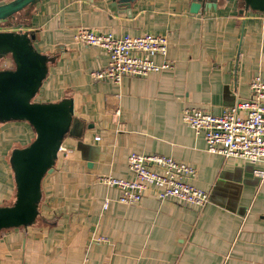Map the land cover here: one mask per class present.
<instances>
[{"label": "crops", "instance_id": "1", "mask_svg": "<svg viewBox=\"0 0 264 264\" xmlns=\"http://www.w3.org/2000/svg\"><path fill=\"white\" fill-rule=\"evenodd\" d=\"M190 3L135 0L127 15L110 0H39L16 21H0V32H34L45 60L30 103L66 101L74 123L41 177L33 220L0 229V264H264V178L254 172L262 166L208 152L181 119L186 107L219 115L249 97L251 79L264 77V12L243 0H205L194 13ZM81 27L166 36L173 67L120 84L93 80L108 55L73 40ZM7 70L14 63L4 49L0 72ZM35 138L28 120L0 119V207L16 201L14 150ZM130 152L192 166L189 182L208 202L159 200L150 186L137 204L118 203V191L96 178H133Z\"/></svg>", "mask_w": 264, "mask_h": 264}, {"label": "built area", "instance_id": "2", "mask_svg": "<svg viewBox=\"0 0 264 264\" xmlns=\"http://www.w3.org/2000/svg\"><path fill=\"white\" fill-rule=\"evenodd\" d=\"M73 40L100 47L107 53V64L90 73L96 81L120 84L125 76L143 77L173 67L172 61L167 58L168 39L163 35L143 33L116 36L112 32L95 33L81 27ZM156 56L161 58L160 63L155 62ZM249 89L247 99L237 101L219 115L198 107H186L182 110L181 119L196 134L203 135L208 152L259 164L262 168L254 172L263 179L264 77L255 75L249 83ZM127 165L133 174L131 179L110 174L96 178L98 183L118 191V203L137 204L150 186L156 189L159 200L175 199L197 207H203L209 200L208 192L189 182L196 175V170L170 156L130 152ZM109 202V198L104 199L103 209L108 208ZM97 240L105 239L101 237ZM82 264H87V257Z\"/></svg>", "mask_w": 264, "mask_h": 264}, {"label": "water", "instance_id": "3", "mask_svg": "<svg viewBox=\"0 0 264 264\" xmlns=\"http://www.w3.org/2000/svg\"><path fill=\"white\" fill-rule=\"evenodd\" d=\"M39 0H9L0 4V21L6 20L28 5ZM135 0H110L130 15V5ZM191 12L204 7L205 0H190ZM245 9L264 12V0H243ZM207 4H211L207 2ZM34 32H0V53H11L14 70L0 72V119L28 120L36 131L35 140L12 155V166L17 185L16 201L11 207H0V229L27 224L36 215L39 183L49 170L63 135L72 123L71 104L30 103L40 83L44 69L43 56L33 47Z\"/></svg>", "mask_w": 264, "mask_h": 264}, {"label": "trees", "instance_id": "4", "mask_svg": "<svg viewBox=\"0 0 264 264\" xmlns=\"http://www.w3.org/2000/svg\"><path fill=\"white\" fill-rule=\"evenodd\" d=\"M29 6H31V5H28V6H26V7H24L22 10H20V11H18L17 13H15L13 16H11V17H9L8 19H6V20H3L4 22H13L15 19H17L18 18V16L23 12V11H25ZM16 21V20H15ZM17 22H21L20 20L19 21H17Z\"/></svg>", "mask_w": 264, "mask_h": 264}]
</instances>
